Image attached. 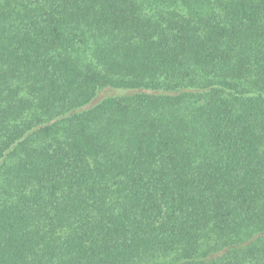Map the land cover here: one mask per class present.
I'll list each match as a JSON object with an SVG mask.
<instances>
[{"label": "trees", "instance_id": "16d2710c", "mask_svg": "<svg viewBox=\"0 0 264 264\" xmlns=\"http://www.w3.org/2000/svg\"><path fill=\"white\" fill-rule=\"evenodd\" d=\"M0 264H264V0H0Z\"/></svg>", "mask_w": 264, "mask_h": 264}, {"label": "rangeland", "instance_id": "374dc122", "mask_svg": "<svg viewBox=\"0 0 264 264\" xmlns=\"http://www.w3.org/2000/svg\"><path fill=\"white\" fill-rule=\"evenodd\" d=\"M100 95H103L102 93Z\"/></svg>", "mask_w": 264, "mask_h": 264}]
</instances>
